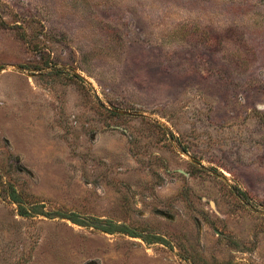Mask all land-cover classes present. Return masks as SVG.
<instances>
[{"label":"rangeland","instance_id":"rangeland-1","mask_svg":"<svg viewBox=\"0 0 264 264\" xmlns=\"http://www.w3.org/2000/svg\"><path fill=\"white\" fill-rule=\"evenodd\" d=\"M0 264H264V0H0Z\"/></svg>","mask_w":264,"mask_h":264}]
</instances>
